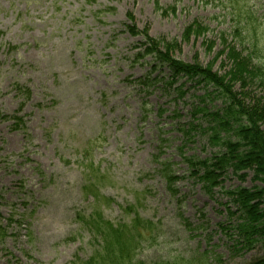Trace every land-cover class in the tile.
I'll use <instances>...</instances> for the list:
<instances>
[{"label":"rangeland","instance_id":"374dc122","mask_svg":"<svg viewBox=\"0 0 264 264\" xmlns=\"http://www.w3.org/2000/svg\"><path fill=\"white\" fill-rule=\"evenodd\" d=\"M239 1L256 13L254 43L234 35L221 0H0V264L88 260L98 245L81 218L98 206L105 219L130 225L144 264L264 257L263 241L233 252L220 227L236 223L226 191L261 185L253 173L242 180L229 170L211 194L187 172L185 158L210 159L223 148L211 144L213 120L194 111L223 109L225 100L185 76L141 91L152 59L134 60L143 35L126 29L146 32L169 45L177 62L223 79L231 55L264 68V0ZM170 74L162 66L152 77ZM261 79L223 81L259 111ZM86 151L88 161L79 158Z\"/></svg>","mask_w":264,"mask_h":264},{"label":"trees","instance_id":"16d2710c","mask_svg":"<svg viewBox=\"0 0 264 264\" xmlns=\"http://www.w3.org/2000/svg\"><path fill=\"white\" fill-rule=\"evenodd\" d=\"M228 2L229 0H226V3ZM225 10L234 19L233 33L239 37L241 44L246 39L252 43L254 40L251 35L255 31L252 22L255 14L249 9L247 2H230L225 6ZM128 30L135 35L143 34L144 51L138 55L141 58L152 56L156 64L153 66L155 70L160 66L168 65L173 74L172 80L179 74H184L191 79L196 78L198 81L204 80L212 85L225 100L223 109L209 112L205 108H196L194 111V115L203 112L204 117L213 120L214 125L210 129L214 143L211 144H218L223 148L218 150L213 158L195 160L193 157H188L186 162L191 175L201 182L203 188L209 193L222 184L229 170H232L242 180L246 179L248 172L253 173V181L261 185H255L252 188L238 187L226 191L229 204L235 208V210L232 207L228 208L229 217L230 219L235 218L236 223L228 222L220 224V227L229 242L230 249L235 253L248 251L258 241L264 243V130L261 126L264 124V104L261 103L259 111L255 108L256 103L253 106L245 105L223 81L228 77L230 81L240 82L245 86L248 77L256 74L263 80L264 68L253 63L247 56H242V60H239L231 55L233 66L223 75V79H219L209 73L208 67L204 70L197 64L177 62L171 54L172 50L169 45L154 40L146 32H139L132 25L128 26ZM256 46L255 44V48ZM249 55L252 58V55ZM147 77L149 82L156 83L160 80L157 77ZM172 80L168 82L172 83ZM222 134H225V138L221 137ZM166 175L170 183H174L177 178L170 171ZM81 220L84 221L85 228L93 234L98 247L88 260H80V264H144L136 257L142 242L138 241L135 235H130L128 225L114 227L113 224L103 223L101 214L97 210L91 213L87 220L85 217ZM148 229L150 231L153 228L148 227ZM155 264H203V261L195 257L189 259L176 257L174 260L157 261ZM248 264H264V257Z\"/></svg>","mask_w":264,"mask_h":264}]
</instances>
